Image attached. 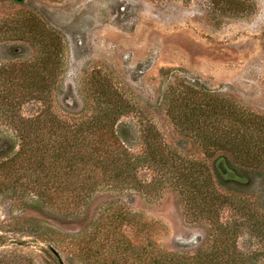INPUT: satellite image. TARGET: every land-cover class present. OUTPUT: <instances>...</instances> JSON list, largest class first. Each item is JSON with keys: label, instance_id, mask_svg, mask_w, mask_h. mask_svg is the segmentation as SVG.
I'll return each instance as SVG.
<instances>
[{"label": "rangeland", "instance_id": "374dc122", "mask_svg": "<svg viewBox=\"0 0 264 264\" xmlns=\"http://www.w3.org/2000/svg\"><path fill=\"white\" fill-rule=\"evenodd\" d=\"M48 32L63 44L49 103L53 114L78 123L96 111V89H110L128 106L115 129L125 130L121 140L129 153L145 151L142 135L149 129L158 133L162 156L173 168L143 162L133 174L136 183L128 186L98 177L78 205L54 196L32 208L0 197V254L32 264H143L146 245L154 248L151 254L158 248L211 249L213 229L186 216L172 171L216 160L177 132L168 102L185 86L206 87L264 116V0H0V64L36 60L41 52L22 38L43 41ZM40 107L30 101L17 112L28 117ZM18 144L10 118L0 116V160ZM219 155L218 165L230 172ZM233 164L247 181L250 200L264 212V168ZM114 209L118 217L110 218L115 219L107 233L83 249ZM112 242L130 243L131 249L109 248ZM238 245L264 264L263 239L245 231ZM87 251L94 255L89 261Z\"/></svg>", "mask_w": 264, "mask_h": 264}, {"label": "trees", "instance_id": "16d2710c", "mask_svg": "<svg viewBox=\"0 0 264 264\" xmlns=\"http://www.w3.org/2000/svg\"><path fill=\"white\" fill-rule=\"evenodd\" d=\"M20 27L24 30L25 23ZM24 36L22 39H30L42 56L34 61H19L17 67L16 62L0 64V116L10 118L19 141L17 151L0 160V197L32 208L54 196L78 205L98 177L128 186L136 183L133 174L138 164L149 162L167 170L173 168L172 162L162 156L164 148L158 133L149 129L142 135L145 151L141 155L129 153L121 140L125 130L115 129L128 106L110 89H96V111L78 123L68 124L55 116L49 103L63 64V44L52 32L45 34L43 41ZM30 101L41 103L40 109L28 117L19 115L17 110ZM168 104L177 132L189 138L207 159L216 160L212 166L195 161L172 171L186 216L209 223L214 239L211 249L193 253L158 248L151 254L154 248L146 245L142 247L141 261L257 264V255L244 253L238 240L245 231L264 240V212L250 200L252 195L245 189L247 181L234 171L237 168L233 163L246 169L264 168V116L247 112L206 87L185 86ZM219 153L218 158L224 159L230 172L218 165ZM225 213L229 214L227 219ZM111 217H118L115 209L102 218L95 228L98 232L85 241L83 249H90L97 237L107 233L115 219ZM118 244L131 249L130 243ZM118 244L112 242L108 247L117 249ZM84 252L81 250V254ZM84 256L88 261L94 258L88 251ZM1 263L32 264L20 259V255L10 254H0Z\"/></svg>", "mask_w": 264, "mask_h": 264}]
</instances>
